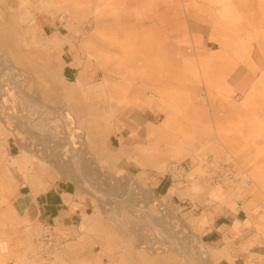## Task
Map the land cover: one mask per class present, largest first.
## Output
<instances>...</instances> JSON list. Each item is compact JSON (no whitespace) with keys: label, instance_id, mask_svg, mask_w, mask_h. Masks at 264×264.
Instances as JSON below:
<instances>
[{"label":"rangeland","instance_id":"374dc122","mask_svg":"<svg viewBox=\"0 0 264 264\" xmlns=\"http://www.w3.org/2000/svg\"><path fill=\"white\" fill-rule=\"evenodd\" d=\"M117 1L121 2L87 1L91 7L80 16L79 24L74 25L78 28L75 32L70 31L72 26L68 15L48 11L37 0H0V24L15 26L21 41H33L30 47L21 46L27 58L32 57V51L43 48L44 42L54 35L71 40L72 47L67 46L65 51H75L72 52L76 67L74 76L68 80L70 83L63 79V60L56 80L70 87L75 98L86 99L88 102L84 103V107L93 105L102 113L104 107L111 106L109 111L115 119V130L111 136L113 146L109 145L113 153L112 162L100 160L98 166L95 164L98 173L93 179L89 176L91 179L87 185L91 192L97 194L93 189L94 186L99 187L96 178H105L110 173L117 183L106 189L99 188V195L112 202L107 205L108 210L118 215L120 224L124 222L128 225L129 234L138 238L144 235L150 239L154 249L160 252L154 261L163 258L166 253L161 252L166 250L179 264H184L182 257L185 255L191 258L193 264H204L200 258L204 250L212 258V264H219L220 256L231 260L239 258L242 264H264V188L259 190L256 186L258 183L264 187V52H259V65L254 64L249 53L257 51L258 33H263L261 41L264 43V0H243L247 5L241 8H244L241 16L228 12L216 0H178L181 11H176L173 0H134L126 3L127 13L115 4ZM186 9L200 14L203 20L198 26L204 30L203 36L198 37L192 29L185 31L179 24ZM246 16L250 17L251 25L244 20ZM151 18L163 20L160 41L175 64L181 67L191 57L207 60V75L212 80L209 83L206 81L208 78L204 80L187 75L185 82L187 85L193 83L195 89H183L186 85L182 88L177 82L179 89H173L177 99L174 105L159 99L149 86L145 87L153 103L139 108L131 101L129 107L138 114H132L128 122L121 120L116 123V111H119L116 109L117 101L110 103L108 94L103 90L88 89L103 81L102 77L97 81L92 79L93 74L102 72V68L95 59H89L93 52L86 45L95 35L93 21L98 22L99 50L101 48L103 52L116 56L119 50L108 45L109 36L115 34L118 41L140 46L139 55H142L143 30L149 28ZM212 18L224 25L226 32L216 34L210 22ZM126 27L127 30H124ZM221 39L230 42L227 51L217 43ZM222 52L224 55H221ZM50 56L57 63L59 57L54 50ZM88 63L90 70L85 75V84L75 85ZM236 75H239L237 79ZM7 76L8 72L0 65V82L5 83ZM245 78L251 79L248 85L242 83ZM3 96L6 105L0 98V149L5 157L0 167V264H41L42 258L36 245L46 225L38 221L29 195L32 189L28 180L33 171L28 170L32 164L27 163L22 168L16 158L22 155L21 146L26 144L18 136L20 130L15 129V124L8 117L25 118L26 106L16 89L4 90ZM169 115L174 118L176 138L184 137L185 148L182 153L170 158L162 157L158 163L160 167H157L150 161V154L143 153V148L146 153L154 148L155 134L149 131L168 128L165 126ZM179 128L182 132L178 131ZM17 131L16 136L13 133ZM116 135L123 141V148ZM175 162H179L186 171L179 170L168 177L164 175L163 167L172 166ZM229 162L233 164L231 168L227 167ZM88 164V169H92L93 163L88 161ZM35 169L37 173L41 172L38 166ZM227 173H231L235 180L230 179ZM40 175L42 180H37L35 185L37 194L61 182L74 183L78 188L69 174L58 173L59 176L53 180L46 174ZM137 186L141 187L139 194ZM170 188H173L174 195L152 206L157 211L159 204L164 206L169 213L166 223L158 213L154 222H150L132 210L134 203H139L142 206L140 209L145 208L144 202L153 205L147 199L149 195L152 193L160 200ZM78 191V199L86 208L72 230L54 232L51 226L54 239L61 247L57 256L60 264H146V253L141 252L145 249L140 250L138 243L124 238L121 229L104 215L103 206L90 192ZM95 212L99 215L92 228L82 230L80 226L84 214L93 215ZM216 223L226 225L222 230L224 238L221 246L226 254L219 250L220 247L203 242L205 233L211 232ZM182 226L188 229H182ZM172 241L177 248L171 246ZM35 256H39L38 261ZM184 261L188 262V259Z\"/></svg>","mask_w":264,"mask_h":264},{"label":"bare ground","instance_id":"6f19581e","mask_svg":"<svg viewBox=\"0 0 264 264\" xmlns=\"http://www.w3.org/2000/svg\"><path fill=\"white\" fill-rule=\"evenodd\" d=\"M87 1L90 0H37L48 11L53 10L55 13L63 12L64 15H68L70 25L72 26L69 29L75 32L78 28L74 25L79 24L81 20L80 16L84 15L87 8L91 7L90 2L88 3ZM129 1L134 0H121V2L117 1L115 4L120 9L121 7L124 8L125 13H127L126 3H130ZM162 1L166 2L167 0ZM173 2V6H177L176 11L178 9L181 11L180 1L173 0ZM216 2H220L228 12L236 16H241L244 11L243 9L247 5V3L244 5L243 0H216ZM130 6L134 7V5ZM243 6L244 8L241 9ZM184 13V18L181 17L178 22L185 31L191 30L190 22H193L195 25L202 23L203 19L198 14V11L189 12L186 9ZM96 16H98L97 12ZM62 20H64V17ZM244 20L251 25L252 21H250L249 16H246ZM210 22L216 34L226 32V27L213 18L210 19ZM150 23L149 28L143 30L145 35L144 52L141 53L142 55H139L141 48L138 47L140 46L136 47L135 43L127 45L123 41L116 40L117 38L114 37L116 35L113 34L108 38V45L116 47L119 50L116 56H113L103 52L101 48V51L99 50V42L97 41L98 35L100 34L98 32V22L97 20L93 21V24H95V35L92 36L86 45L94 54H90L89 59H95L102 68V72L93 74L92 79L97 81L102 77L103 81L97 86L88 89L103 90L108 94L110 103L117 101L118 106L116 109L119 111H116V123L121 120L128 122L132 114H138L135 109L133 110V108L129 107L128 103L131 101L139 108L153 103L148 98L146 93L148 89H145V87L149 86L159 99H163L165 102L174 105L177 99L175 98L176 95L173 89H179L176 86L177 82L181 86L186 85L184 88L182 86L183 89H195L193 83L187 85L188 83L185 82L187 75L193 78L199 76L204 80L208 78L206 81L209 83L212 80L207 75L209 67V61L207 60L191 57V59L183 62L181 67L175 64V60L170 58L164 45L160 41V28L162 27L163 20L158 19L156 21L151 18ZM124 30H127V27ZM229 30L230 28L228 27ZM128 32L130 33V31ZM43 33L46 35L47 31L44 30ZM262 34V32L258 33L257 51L251 50L249 52L250 57L254 59V64L257 65L260 63L259 52H264V43L261 41L263 40ZM196 35L200 37V34ZM217 43L223 46V49L226 51L230 47V42L227 40H217ZM32 44L33 41L31 39L21 41L15 26L0 24V65L8 72L6 82L4 83L2 80L0 82V98H2V104L6 105V98H4L3 93L4 90L10 91V89L18 90L23 97V103L26 106L27 112L26 117L21 118L13 115L8 117L15 124V129L20 130L19 133L17 131L13 134L17 136L16 133H18L19 138L26 144V146H21L22 155H18L16 158H18L19 165L22 168H25L27 163L31 162L32 164L31 169L28 171H33V175L28 180V186L32 189L33 194H37V191H35L37 180H42V175L40 174H46V177L52 180L59 176L58 173L62 175L69 174L77 183L79 190L90 192L100 202L103 206L104 215L118 225L124 238L129 242H133L134 240L138 243L140 250L145 249L141 252L146 253L145 258L147 260H144L146 264H168L169 261H172V264H179L177 261H174L173 255H170V252L166 250H164L165 252H161L162 254L166 253L163 258L154 261V257H157L160 252L154 249V244L152 245L150 243V239L144 237V235L138 238V236L129 234L130 229L128 225L124 222L120 224L119 217H116L118 215H115L114 211L108 210L107 205L112 202L101 198L99 188L106 189L111 185L115 186L117 182L112 178L110 173L105 178L103 176L99 177V179L98 177L96 178L99 182V187L94 186L95 188L93 189H96L95 193L97 194L89 190V186L87 185L89 179H91L89 176L93 179L96 173H98L97 168L94 167L95 164L98 166L100 160L107 161L108 163L112 162L113 153L110 151V146H113L111 136L115 130V125H113L115 119L111 111H109L112 110L110 108L111 106L104 107L102 113L99 110L100 108L98 109L96 106L90 105L89 108L84 107V103L88 102L86 99L82 97L75 98L70 87L66 86L64 82L62 83L60 80H56L58 70L62 66L65 48L67 46L72 47L71 40L54 35L49 41L44 42L43 48H37L32 51V57L27 58L22 52L21 46L30 47ZM52 50L58 54L59 58L57 59V63L50 56ZM221 55H224V52ZM140 56H142V59H139ZM89 70L90 63L85 66L83 74L77 77L74 84H85L84 78ZM117 76L118 78H116ZM62 77L67 83H70L64 76ZM117 79L119 80L118 82ZM250 80L245 78L242 81L243 85H248ZM167 123L165 127L168 128L161 130L153 128L149 131L151 134H155V141L153 142L154 148L148 149L149 152L147 153L146 149L143 148V153L145 152V155L150 154V161L157 167H160L158 163L162 157L170 158L175 154L182 153L185 148L184 137L176 138L175 129H173V115H169ZM178 131L180 132L181 128ZM144 135L142 134V136ZM120 142L122 145L121 148H123V141L120 140ZM2 158L5 159L4 152L0 149V167H2ZM88 161L93 163L92 169H88L90 166ZM174 164L178 166L180 163L175 162ZM232 165L229 162L227 167L231 168ZM37 166L41 170L40 173L36 172L35 168ZM170 167L171 165L167 168L163 167L162 172L164 175L169 173V170H171ZM227 175H230V179L235 180L231 173H227ZM259 178L261 177L259 176ZM260 182L262 183L261 180ZM256 186L259 190L264 188L258 183ZM136 189L139 194L141 187L137 186ZM173 195V188H170L166 196H162L160 200L156 199V196L151 193L147 199L152 201L153 205L150 206L148 202H144L146 204L144 206L145 208L140 209L142 206L139 203H134L131 208L133 211H137L147 218L150 222H154L156 213H158L166 223V216L169 217V213L166 212L164 206L159 204V211L157 209L155 210V207L152 206L158 204L157 202H163L169 199ZM78 196L79 191L75 196L76 199H78ZM98 215L99 213L97 212L93 215L84 214L80 228L82 230L92 228L94 220ZM166 228L168 227L166 226ZM164 229L165 226H163ZM182 229L187 230L188 228L182 226ZM170 230L173 231V229ZM171 246L177 248L176 243L173 241ZM160 249L163 250L162 247ZM182 258L184 260L188 259V262L183 260L184 264H193L191 263L190 257L185 255ZM200 258L204 264H212V258L206 251H201ZM219 258L222 260L224 257L220 256ZM35 260L38 261L39 256H35Z\"/></svg>","mask_w":264,"mask_h":264},{"label":"crops","instance_id":"0c3cea01","mask_svg":"<svg viewBox=\"0 0 264 264\" xmlns=\"http://www.w3.org/2000/svg\"><path fill=\"white\" fill-rule=\"evenodd\" d=\"M191 29L194 34L204 35V30L199 28L198 25L192 24ZM60 33V32H59ZM59 36V35H58ZM63 60L65 63L63 69V76L65 79L70 80L74 76L76 67L74 66V55L68 49L63 55ZM239 75L235 76L237 79ZM124 138V136L122 135ZM119 142L120 138L118 135L116 137ZM78 194V188L74 183H58L49 190L42 192L40 194H33L30 192L31 198L33 200V206L35 212L38 215V221L42 225H50L53 227L54 232L57 231H70L72 230L74 224L77 222V218H81L83 210L86 206L79 199H76ZM78 204V205H77ZM226 227L225 224H218L213 227V230L209 233H205L203 236V242L220 247L219 250L223 251V234L222 230ZM224 254H226V251ZM219 264H242L239 258L227 259L223 258Z\"/></svg>","mask_w":264,"mask_h":264},{"label":"built area","instance_id":"2783aa9c","mask_svg":"<svg viewBox=\"0 0 264 264\" xmlns=\"http://www.w3.org/2000/svg\"><path fill=\"white\" fill-rule=\"evenodd\" d=\"M170 169L171 170H169V173L166 175L167 177L171 174L174 175V173L179 170L181 172L186 171L185 168L182 169L181 164H178V166L173 164ZM52 231V227L50 225H46L44 227V233L42 235V238L38 241V244L36 245L38 249V254L42 258L41 264H60L57 259V256L61 253V247L54 239ZM41 254H44L45 256L42 257Z\"/></svg>","mask_w":264,"mask_h":264}]
</instances>
